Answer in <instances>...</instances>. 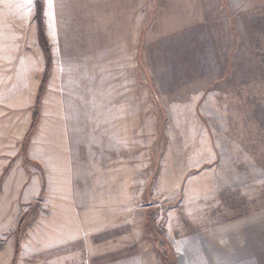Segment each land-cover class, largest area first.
Masks as SVG:
<instances>
[{"label": "rangeland", "instance_id": "rangeland-1", "mask_svg": "<svg viewBox=\"0 0 264 264\" xmlns=\"http://www.w3.org/2000/svg\"><path fill=\"white\" fill-rule=\"evenodd\" d=\"M181 1L42 0L29 130L35 3L0 0V181L20 183L0 205L22 212V264L60 258L67 219L85 264H264V0H213L206 31Z\"/></svg>", "mask_w": 264, "mask_h": 264}, {"label": "crops", "instance_id": "crops-1", "mask_svg": "<svg viewBox=\"0 0 264 264\" xmlns=\"http://www.w3.org/2000/svg\"><path fill=\"white\" fill-rule=\"evenodd\" d=\"M226 2H227L228 8L231 7V10L234 8V10L236 12H239V10L242 11L244 8V0H226ZM181 5H183L186 8L184 10V12L189 15V19L192 21L197 20L196 18H194V16L196 14L201 15V18L198 19V21H199V23H201V26H204L201 28H204V30L206 31L205 27L212 23L213 0H183V1H181ZM194 29L197 30L198 28H194ZM36 33H37V31H36ZM204 33H201L199 35L203 36ZM37 40H38V38H37ZM40 49H41V47H40ZM41 51H42V49H41ZM49 52H50V48H49ZM42 54H43V52H42ZM50 58H51V53H50ZM43 59H44L43 69L41 72L40 81H39L37 88H36V93H37V89L40 85L43 72L45 71L44 54H43ZM50 65H51V60H50ZM47 79H48V75H47ZM47 79H46V81H47ZM45 84H46V82H45ZM79 107H80L79 103H75V106L72 108V110L70 112V115H71L70 117L73 120V129H75L76 126H79V124H80L79 120L82 122V124H84V121H85L83 119L84 117H80V119H79V116H80L79 112H78ZM94 107H96V106H94ZM65 115L69 116V114H65ZM31 117H32V115H31ZM23 141H24V139H23ZM21 147H22V144L20 145V148L17 152V155H19L22 159V156L20 153ZM54 147H56V146L51 145L50 154L54 149H57ZM65 152L68 153L66 148H65ZM71 158H74V157H71ZM22 161H23V159H22ZM70 163H71V165H73L72 160L70 161ZM22 165L25 167L24 162H22ZM64 172H66V171H64ZM70 172H72V171H70ZM0 176H1V174H0ZM62 187H63L62 189H64L65 187H67V185H63ZM14 188H16L17 190L20 188V183H19V181H17L16 178H14V179L13 178H11V179L6 178V180H4V181L2 180V182L0 181V189L7 190L6 193H10V195H11V192L13 191ZM6 193H5V196H6ZM64 211L66 212L67 217L70 216L69 211H71V210L66 209ZM21 218H22V212L20 211L19 204L16 201H14V203H12V204L7 205V203L4 202V205H2V204L0 205V237H4L8 233H11V232L13 233L12 235L14 237V240L11 241V243H10V248L6 247L5 250L0 252V264H11V262L13 261V259L15 257L14 256L15 232L17 231L18 224H19ZM10 223H12L11 226L9 225ZM63 223H64L63 226H61L57 229H51L52 231H54V233L52 234L49 248H50L52 253H54V252L58 253V251L60 253V258L56 259L54 262L52 261L51 264H85V255H84V251H85L84 230L85 229H84V225L81 224V226H79V224H76L75 229H74V227H72L70 224V219L63 221ZM24 238H25V236H23V234L20 233V236H19L20 244H19V249H18V253H17L16 258H15L14 264H19V263L22 264L23 259L29 258V256H30L29 254L27 255V253H25V249L23 248ZM79 242H80V250H79ZM75 246H76V249H75ZM4 252H6V253L3 255ZM31 254H35V252L31 253Z\"/></svg>", "mask_w": 264, "mask_h": 264}, {"label": "trees", "instance_id": "trees-1", "mask_svg": "<svg viewBox=\"0 0 264 264\" xmlns=\"http://www.w3.org/2000/svg\"><path fill=\"white\" fill-rule=\"evenodd\" d=\"M34 3H35L34 4V8H35L34 19H35V24H36L37 38H38V43H39V45H40V47L42 49V52H43L44 58H45V71L43 72L40 85H39V87L37 89V93H36V97H35V101H34L33 113H32V117H31V124H30V129L29 130H31L32 127L34 126L35 120H36V118L38 116L37 107H38V103H39V97H40V95L42 93L43 86H44V84L46 82V79H47V71H48V68L50 66V60H51L50 52H49V45H48L47 38H46L45 33H44V25H43V18H42V9H43L42 0H34ZM26 138H24V141L26 140ZM20 153H21L23 162L24 163L28 162V160L26 158V155H25V142H22V147H21V152ZM22 222H23V218H21V220H20V222L18 224L17 231L15 232V248H14V256L15 257H14L13 261L11 262V264H14L16 255L18 253L20 227H21ZM158 250L162 254L164 259H166V260L169 259V258H167L168 257L166 255L167 253L165 251H162L161 247L158 246ZM168 264H175V263L173 261H169L168 260Z\"/></svg>", "mask_w": 264, "mask_h": 264}]
</instances>
